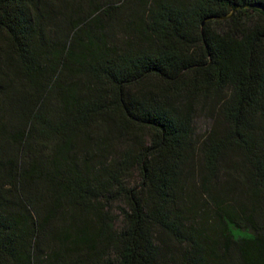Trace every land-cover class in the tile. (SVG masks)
<instances>
[{"label":"trees","instance_id":"1","mask_svg":"<svg viewBox=\"0 0 264 264\" xmlns=\"http://www.w3.org/2000/svg\"><path fill=\"white\" fill-rule=\"evenodd\" d=\"M0 264H264V0H0Z\"/></svg>","mask_w":264,"mask_h":264},{"label":"rangeland","instance_id":"2","mask_svg":"<svg viewBox=\"0 0 264 264\" xmlns=\"http://www.w3.org/2000/svg\"><path fill=\"white\" fill-rule=\"evenodd\" d=\"M208 124H209V121L206 118L200 116L196 120V123H195V131H196V133L197 134H202V132L207 128ZM137 182H138V175L136 173H134L132 178H131V180H130V183L133 185V184H135ZM117 208H119V207H117V206L113 207V211H114L113 213L114 214H117Z\"/></svg>","mask_w":264,"mask_h":264},{"label":"water","instance_id":"3","mask_svg":"<svg viewBox=\"0 0 264 264\" xmlns=\"http://www.w3.org/2000/svg\"><path fill=\"white\" fill-rule=\"evenodd\" d=\"M238 7H236L230 14H228L227 16L225 17H229L230 15H232V13L237 9Z\"/></svg>","mask_w":264,"mask_h":264}]
</instances>
